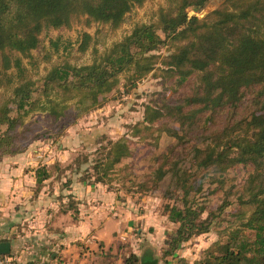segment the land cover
Returning <instances> with one entry per match:
<instances>
[{
	"label": "trees",
	"instance_id": "trees-1",
	"mask_svg": "<svg viewBox=\"0 0 264 264\" xmlns=\"http://www.w3.org/2000/svg\"><path fill=\"white\" fill-rule=\"evenodd\" d=\"M146 1L0 0V88L3 79L13 86L10 100L0 105V158L24 153L38 138L61 136L67 127L98 109L106 96L118 88L120 78L126 82L125 88L132 89L157 65L163 66L161 71L168 78H176L179 86L193 77L191 90L195 92L174 105L146 106L143 121L138 124L143 130H151L160 119L169 118L195 132L202 118L204 124H212L213 114L218 110L221 113L238 110L244 91L254 90L251 99L254 110L242 121L223 128L204 147H194L191 159L202 171L197 182L201 184L209 177L211 184H219V189L229 168L242 165L249 169L236 201L238 208L230 215L234 221L225 222L226 232L235 221L241 222L242 228L226 233L224 242L214 244L219 255L208 252L200 264H264V0H224L221 7L201 20L190 17L187 11L200 9L209 0H162L166 6L158 10L155 23L135 25L129 34L88 65L63 61L52 65L39 80L29 78L22 65V59H31V52L38 48L42 31L69 29L76 20L114 31L134 8ZM100 35V31L94 36L83 33L78 52L84 53L93 42L96 53V38ZM166 42L170 53L160 60L156 52ZM51 46L56 51L58 41L51 42ZM188 106L195 109L188 112ZM35 113L46 118L45 130L33 120L24 123ZM179 114H186L184 122L178 118ZM165 132L171 133V138L177 137L173 130ZM131 145L127 138L109 140L94 153L85 154L82 162L78 155L63 163L64 167L59 161L53 163L52 169L57 173L54 176L57 180L64 177L65 189L71 177L78 176L82 184L100 185L113 194L108 187L115 181L111 175L132 157ZM96 154L97 158L89 159ZM158 161L161 164L148 178L154 182L167 181L174 191L181 193L175 199L179 198L182 206H165L167 219L176 228L166 235L163 256L173 258L181 244L209 233L213 221L200 218L202 209L197 210L193 201L189 202V172L177 165L165 169L169 164L167 155L158 157L156 164ZM82 165H87L83 175ZM51 166L40 164L35 169L37 190L53 175ZM73 204L69 200L66 210L73 209ZM0 259L21 263L9 254ZM140 261V257L131 253L124 264Z\"/></svg>",
	"mask_w": 264,
	"mask_h": 264
},
{
	"label": "rangeland",
	"instance_id": "rangeland-1",
	"mask_svg": "<svg viewBox=\"0 0 264 264\" xmlns=\"http://www.w3.org/2000/svg\"><path fill=\"white\" fill-rule=\"evenodd\" d=\"M224 2V0H209L204 7L200 9L190 8L187 12L190 17L195 16L201 20L221 7ZM165 6L166 4L162 0H148L141 7L134 8L127 15L126 21L114 31L98 24L85 25L83 20L74 21L69 29H46L42 31L39 36L38 48L31 52L32 58L22 59V65L27 69V76L32 80H39L52 65L63 61H68L76 66L90 64L95 56L103 54L114 43L119 42L125 35L129 34L135 25L155 23L158 10ZM97 31L101 32L100 38H96L98 41L95 46L97 52L93 53V42L84 53L78 52L82 34L88 33L94 36ZM55 41H58L56 51L51 46V42ZM170 49L167 42L161 46L156 52L160 60L169 55ZM156 67L155 71L139 81L132 89L125 88L123 85L126 82L120 78L118 88L106 96L105 101L98 109L82 117L75 125L67 127L61 136H54L49 139L38 138L30 146L40 145L36 147L35 154L38 157L53 160L50 171L56 175L57 173L52 167L55 165L53 163L58 160L64 162L65 159L72 160L80 155L78 158L82 162L85 154L94 153L99 145H104L109 140L115 142L122 138L129 139L132 143V157L124 160L119 171L111 175L115 181H112L108 187L113 191V200L120 203L121 206L124 204L131 210L133 216L144 214L150 223L156 222L158 226H161L160 231L162 232L159 235L161 245L159 243V246L154 249L158 260L157 264H164L165 259L171 258L163 256L166 248L164 245L166 237L164 239L163 237L173 233L176 228V225H172L167 219L168 214L165 206H182V202H178L179 198L175 199L176 195L181 197V193L174 191L167 181L154 182L148 178L149 173H154L161 164L160 161L156 164L157 158L161 155H167L169 164L165 169H169L171 165H177L179 169L189 172L191 175L188 182L189 202L193 201L192 206L197 210L202 209L200 218L213 221L209 233L194 237L181 244L182 248L183 245L193 244L191 240H198L194 251H198V254L201 251V257L197 259L195 264H200L208 252L219 255L214 244L224 242L226 233L241 227V222L235 221L234 226L226 232L227 223L225 222L234 221L230 215L234 209L238 208L236 201L238 196L242 194V186L247 179L249 169L242 165L229 168L224 174V183L220 189L217 182L215 184L210 183L209 177L204 178L203 183L199 184L197 181L200 179L202 171L200 172L196 168L191 159L193 148L204 147L217 133H222L223 128L242 121L244 117L248 116L254 110V103L251 102V99L255 91L248 89L244 91L242 104L238 110L223 113L218 110L212 116V124H204L203 114L200 113L199 116L202 121L197 124L195 132L188 131V128L180 126L169 118L160 119L151 130H143L138 124L143 121L146 106L174 105L176 101L184 97H192L195 92V89L191 90L193 77L187 83L179 86L176 83V78L170 79L161 71L163 66L157 65ZM12 72L8 71L7 73ZM12 78L15 81L13 75ZM12 88L13 86L6 84L5 79H3V86L0 88V105L10 100ZM194 109V107L188 106L186 111L189 112ZM207 115L210 116L211 114L208 113ZM184 116L186 114H179L178 118L184 122L186 119ZM30 120L36 121L42 127L41 130L47 128L46 118L38 113L28 116L24 123L26 124ZM158 128L159 131H155ZM172 130L176 132L177 137L171 138V133L165 132ZM97 157L96 154L89 159L92 160ZM86 166L82 165L81 171ZM66 173L71 174L70 171ZM81 174L83 175V171ZM189 174L187 173L188 176ZM214 179L216 178L214 177ZM215 190L216 192H214ZM131 223L135 224L134 222ZM155 232L154 227L148 225L145 229L137 228L133 234L141 239L143 237L150 239L151 236L157 235ZM233 237L235 238L236 235ZM191 249L192 247L187 248L188 254L192 253ZM181 263L183 264V262Z\"/></svg>",
	"mask_w": 264,
	"mask_h": 264
},
{
	"label": "crops",
	"instance_id": "crops-1",
	"mask_svg": "<svg viewBox=\"0 0 264 264\" xmlns=\"http://www.w3.org/2000/svg\"><path fill=\"white\" fill-rule=\"evenodd\" d=\"M37 146L0 158V244L9 243L11 257L23 264H124L131 253L140 259L157 257L154 249L161 245V226L144 214L133 216L106 188L82 184L72 176L65 189L64 177L57 180L51 175L37 190L35 169L40 164L49 168L53 162L38 157ZM69 200L73 209L66 210ZM148 225L156 236L141 239L133 234ZM191 241L167 264H195L201 251H194L198 240Z\"/></svg>",
	"mask_w": 264,
	"mask_h": 264
},
{
	"label": "water",
	"instance_id": "water-1",
	"mask_svg": "<svg viewBox=\"0 0 264 264\" xmlns=\"http://www.w3.org/2000/svg\"><path fill=\"white\" fill-rule=\"evenodd\" d=\"M10 245L9 243H1L0 244V256L9 254ZM140 264H157L156 259H153L150 255L142 258Z\"/></svg>",
	"mask_w": 264,
	"mask_h": 264
},
{
	"label": "built area",
	"instance_id": "built-area-1",
	"mask_svg": "<svg viewBox=\"0 0 264 264\" xmlns=\"http://www.w3.org/2000/svg\"><path fill=\"white\" fill-rule=\"evenodd\" d=\"M0 264H22L11 259H0Z\"/></svg>",
	"mask_w": 264,
	"mask_h": 264
}]
</instances>
